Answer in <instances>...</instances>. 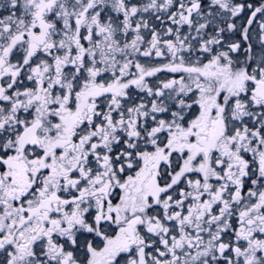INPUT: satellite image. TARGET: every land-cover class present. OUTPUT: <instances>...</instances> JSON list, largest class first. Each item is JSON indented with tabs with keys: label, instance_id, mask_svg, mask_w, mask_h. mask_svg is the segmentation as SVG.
Masks as SVG:
<instances>
[{
	"label": "snow or ice",
	"instance_id": "6c2138e0",
	"mask_svg": "<svg viewBox=\"0 0 264 264\" xmlns=\"http://www.w3.org/2000/svg\"><path fill=\"white\" fill-rule=\"evenodd\" d=\"M0 264H264V0H0Z\"/></svg>",
	"mask_w": 264,
	"mask_h": 264
}]
</instances>
